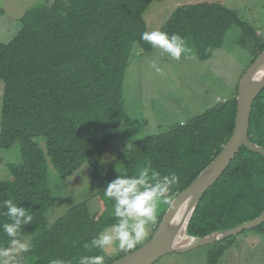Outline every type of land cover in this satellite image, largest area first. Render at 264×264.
I'll list each match as a JSON object with an SVG mask.
<instances>
[{
  "label": "trees",
  "instance_id": "1",
  "mask_svg": "<svg viewBox=\"0 0 264 264\" xmlns=\"http://www.w3.org/2000/svg\"><path fill=\"white\" fill-rule=\"evenodd\" d=\"M153 1L53 0L30 8L20 20L18 35L9 43H0V82L4 83L0 149L18 144L22 160L7 165L11 178L0 181V202L11 198L33 216L23 229L31 249L21 254L18 264H50L54 259L79 264L81 256L94 255H105L104 264H113L134 252L146 243L114 257L108 251L84 247L116 222L114 201L104 195L107 184L117 176L137 175L150 163L161 177L178 175L179 183L167 194L173 203L232 137L239 84L232 98L166 133L135 143L121 171L104 168V152L123 123L125 76L133 49L139 45L143 54L155 49L141 39L147 31L144 13ZM234 26L252 41L254 62L264 42L255 28L224 5L182 6L161 31L183 37L205 62L223 47ZM249 137L264 147V91L253 105ZM50 163L63 179L89 163L94 179L102 185L93 199L76 205L53 225L46 217L54 203ZM171 204H164L147 242ZM4 211L0 207V213ZM263 213L264 157L243 147L201 199L187 235L203 238ZM5 222L8 218L0 215V225ZM250 231L264 235V225ZM234 238L213 244L209 264H218ZM7 243L8 237L0 231V247Z\"/></svg>",
  "mask_w": 264,
  "mask_h": 264
},
{
  "label": "rangeland",
  "instance_id": "2",
  "mask_svg": "<svg viewBox=\"0 0 264 264\" xmlns=\"http://www.w3.org/2000/svg\"><path fill=\"white\" fill-rule=\"evenodd\" d=\"M52 1L0 0V43H9L18 35L22 29L20 20L30 8ZM207 2L235 10L240 19L256 29L264 42V0H154L144 13L147 31H161L175 10L182 6ZM253 47L252 41L236 26L227 32L223 47L205 62L200 61L192 50L189 58L182 55L180 60H174L158 48L144 55L136 45L125 76L123 123L104 152V168L121 171L125 156L135 143L166 133L232 98L254 60ZM153 61L163 69V74H157L151 67ZM3 90L4 83L0 82V119ZM39 144L45 149L44 142ZM21 161L18 144L0 149V181L11 178L8 164ZM49 170V185L54 197L46 215L50 225L76 205L93 199L102 189L101 183L94 179L89 163L67 179L61 178L51 163ZM163 212L162 203L158 205L156 223ZM156 223L146 226L147 235L137 245L147 243ZM259 234L246 231L235 236L233 246L225 251L218 264H264V235ZM213 249V245H208L186 253H171L155 264H209ZM107 251L114 257L121 250L113 246Z\"/></svg>",
  "mask_w": 264,
  "mask_h": 264
},
{
  "label": "clouds",
  "instance_id": "3",
  "mask_svg": "<svg viewBox=\"0 0 264 264\" xmlns=\"http://www.w3.org/2000/svg\"><path fill=\"white\" fill-rule=\"evenodd\" d=\"M141 39L158 48L162 53H167L172 59L180 60L182 55L189 58L191 49L186 40L178 34L169 35L160 30L145 31ZM151 67L157 74H163V69L153 61ZM151 164L142 167L137 175H121L107 184L104 195L114 201L112 215L116 222L103 229L90 242L85 243V248L99 249L106 253L115 246L118 250L134 248L147 235L146 226L156 223L158 205L171 204L167 195L179 183L175 173L170 176L151 170ZM0 207L5 209L0 215L6 216L9 222L0 225L8 237L7 246L0 247V264H18L17 257L31 249L30 242L24 236V226L33 221V216L28 209L20 206L13 199L0 202ZM105 255L81 256L79 264H104ZM50 264H65L62 260H51Z\"/></svg>",
  "mask_w": 264,
  "mask_h": 264
},
{
  "label": "water",
  "instance_id": "4",
  "mask_svg": "<svg viewBox=\"0 0 264 264\" xmlns=\"http://www.w3.org/2000/svg\"><path fill=\"white\" fill-rule=\"evenodd\" d=\"M263 91L264 50L247 69L239 83L235 128L229 142L195 181L173 201L152 238L145 245L115 261L113 264H155L168 254L186 253L204 246L213 245L264 225L263 213L259 218L236 228L213 232L203 238H194L187 235V228L196 207L206 192L227 171L240 150L246 147L264 157V147L252 142L249 137L253 105ZM186 203L189 204L191 214L185 228V234L191 241L186 244H180L183 227L175 224V220L179 210Z\"/></svg>",
  "mask_w": 264,
  "mask_h": 264
},
{
  "label": "bare ground",
  "instance_id": "5",
  "mask_svg": "<svg viewBox=\"0 0 264 264\" xmlns=\"http://www.w3.org/2000/svg\"><path fill=\"white\" fill-rule=\"evenodd\" d=\"M190 208H189V204L186 203L182 206V208L179 210L177 216H176V220H175V224L182 226V238H180V244H186L187 241H191V239L186 237L185 234V228L187 226L188 220L190 218Z\"/></svg>",
  "mask_w": 264,
  "mask_h": 264
},
{
  "label": "crops",
  "instance_id": "6",
  "mask_svg": "<svg viewBox=\"0 0 264 264\" xmlns=\"http://www.w3.org/2000/svg\"><path fill=\"white\" fill-rule=\"evenodd\" d=\"M144 55H148V54H144ZM154 226H155V225L152 226V229L154 228ZM259 235H260V234H259ZM257 237H259V236H257ZM256 240L258 241V238H256ZM126 251H128V250H126Z\"/></svg>",
  "mask_w": 264,
  "mask_h": 264
}]
</instances>
